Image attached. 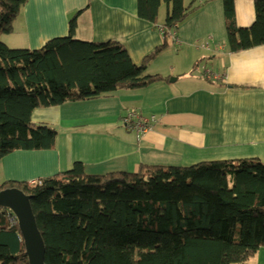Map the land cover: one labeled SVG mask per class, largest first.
<instances>
[{
	"label": "trees",
	"instance_id": "1",
	"mask_svg": "<svg viewBox=\"0 0 264 264\" xmlns=\"http://www.w3.org/2000/svg\"><path fill=\"white\" fill-rule=\"evenodd\" d=\"M28 0H0V160L15 151L55 147L57 132L31 121L34 110L143 89L167 80L148 64L169 44L134 64L115 42L69 34L41 49L10 48L3 35ZM231 53L264 46V0L254 1L248 28L235 23L233 0H222ZM166 6L162 24L159 11ZM196 7L184 0H137L141 20L165 33ZM30 197L44 244V264H254L264 247V164L258 159L202 162L189 167L140 165L134 173L90 175L82 163L52 177L0 182ZM0 264H28L12 212L0 208Z\"/></svg>",
	"mask_w": 264,
	"mask_h": 264
},
{
	"label": "crops",
	"instance_id": "2",
	"mask_svg": "<svg viewBox=\"0 0 264 264\" xmlns=\"http://www.w3.org/2000/svg\"><path fill=\"white\" fill-rule=\"evenodd\" d=\"M254 1L233 0L237 27L252 25ZM190 2L195 11L175 31L181 45L175 48L167 38L169 45L146 69L167 80L34 110L35 125L56 130L55 147L5 156L0 182H35L67 172L75 163L90 175L134 173L140 165L189 167L240 159L264 164V46L229 52L222 0L185 4ZM75 16L74 39L115 42L137 65L164 41L162 25L138 17L137 0H28L13 32L1 41L10 48L41 49L51 39L67 37ZM128 112L156 121L139 135L122 125ZM254 264H264V247Z\"/></svg>",
	"mask_w": 264,
	"mask_h": 264
},
{
	"label": "water",
	"instance_id": "3",
	"mask_svg": "<svg viewBox=\"0 0 264 264\" xmlns=\"http://www.w3.org/2000/svg\"><path fill=\"white\" fill-rule=\"evenodd\" d=\"M0 208L10 210L15 216L28 264H44V244L36 226L30 197L16 188L0 190Z\"/></svg>",
	"mask_w": 264,
	"mask_h": 264
},
{
	"label": "built area",
	"instance_id": "4",
	"mask_svg": "<svg viewBox=\"0 0 264 264\" xmlns=\"http://www.w3.org/2000/svg\"><path fill=\"white\" fill-rule=\"evenodd\" d=\"M158 29L162 35L165 34V36L171 40V43L173 41L172 45L179 44V40L175 32L176 31L175 27L172 28V30L167 33H165L164 27L159 26ZM202 47L208 48V44L206 42H203ZM207 74H209V72H207ZM155 121L156 119L154 116H150L149 118H144L135 112H128L122 119V125L128 130L135 131L137 134L142 135L151 130L152 124ZM30 184H34V182H31Z\"/></svg>",
	"mask_w": 264,
	"mask_h": 264
},
{
	"label": "rangeland",
	"instance_id": "5",
	"mask_svg": "<svg viewBox=\"0 0 264 264\" xmlns=\"http://www.w3.org/2000/svg\"><path fill=\"white\" fill-rule=\"evenodd\" d=\"M187 0H185V2H186ZM166 13V6H162V8H161V11H160V14L162 15V16H164V14ZM4 36H6V35H4ZM8 37H10V36H8ZM3 38V37H2ZM10 38H13V35H12V37H10ZM3 41V40H2ZM172 43H173V41H172ZM207 44H209V42H207ZM181 45V43L179 42V44L178 45H174L173 44V46L175 47V48H177L178 46H180ZM18 48V47H17ZM20 49H23V48H20ZM171 58V57H170ZM207 70H209V71H211L209 68L207 69Z\"/></svg>",
	"mask_w": 264,
	"mask_h": 264
}]
</instances>
